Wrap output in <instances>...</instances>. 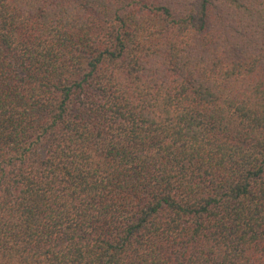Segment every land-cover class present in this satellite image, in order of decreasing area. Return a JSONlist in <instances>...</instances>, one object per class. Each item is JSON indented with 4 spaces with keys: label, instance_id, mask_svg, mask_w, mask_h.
<instances>
[{
    "label": "trees",
    "instance_id": "obj_1",
    "mask_svg": "<svg viewBox=\"0 0 264 264\" xmlns=\"http://www.w3.org/2000/svg\"><path fill=\"white\" fill-rule=\"evenodd\" d=\"M33 2L0 0V44L21 17L43 18V9L30 7ZM51 2L78 6L90 19L79 38L71 34L72 21L68 32L52 37L54 45L42 54L45 61L38 62L37 71L53 69L58 60V68L76 61L72 68L44 75L29 70L27 83L40 94L23 131L31 130L26 140L35 139L8 160L5 146L16 144L17 137L4 135L0 111V257L7 235L22 246L19 264H236L238 259L250 264L240 243L251 245L259 261L264 255V0ZM114 4L139 5L136 14L148 16L145 26L117 32L115 25L123 29L126 23L119 15L123 9L109 13ZM67 45H73L71 58L57 51ZM169 71L181 81L178 92L175 80L170 84L165 75ZM113 80L127 88L145 81L146 94L165 92L162 106L129 116L118 109L119 119L131 125L112 132L99 153L103 162L94 168L70 169L56 163L58 157L48 159L44 149L33 151L42 137L59 138L57 128L86 140L83 117L93 97L111 94ZM179 96L186 103L174 106ZM253 152L255 163L240 157L242 178L229 177L233 156ZM225 244L235 251L232 260L213 251Z\"/></svg>",
    "mask_w": 264,
    "mask_h": 264
},
{
    "label": "clouds",
    "instance_id": "obj_2",
    "mask_svg": "<svg viewBox=\"0 0 264 264\" xmlns=\"http://www.w3.org/2000/svg\"><path fill=\"white\" fill-rule=\"evenodd\" d=\"M30 7L33 10L37 8L43 9V18L25 20L21 17L14 30H5L4 36L7 42L0 44V111L4 113L2 121L3 133L5 136L11 134L17 137L16 144H6L4 149L5 160H8L9 157L19 156L20 149L27 147L28 143L35 139L34 136H31V139L26 140L25 136L30 135L31 130L23 131L27 128L29 117H31L30 106L34 100L39 98L40 94V89L33 90L27 83L26 77L29 70H31L33 75H44L45 71L58 70L63 72L64 68H72V64L76 63V61L73 60L72 64L58 68L61 63L58 60L57 66H54L53 69L37 71L40 63L45 61L42 54L54 45L52 37L56 36L57 33L63 35L68 32L72 28L69 22L72 21L75 23L76 28L72 29L71 34L79 38L87 32L86 27L83 31H79L81 25L84 24V21L90 19L86 13L80 12L78 6L61 5L52 3L51 0H34ZM68 7H73L76 11L71 14L66 13L64 9ZM93 7L96 6L93 5ZM137 7L139 5L136 4H114L110 7L109 13L116 8L123 9L119 15L125 20L126 27L121 29L119 25H115L117 32L129 30L136 32L145 26V21L148 19L147 13L137 15L135 11ZM77 12H79V16H77ZM65 25H68L67 29ZM53 29L56 31L53 32ZM109 31H111V28H109ZM144 34L140 33V35ZM129 40H131V37H129ZM137 42H139V37ZM72 46L67 45L65 48L57 49V51L61 52L63 57L71 58L74 55L71 51ZM130 46L134 48L135 44L133 43ZM133 55H139V53L137 52ZM125 58L130 59L132 56L129 55ZM83 65L84 62L81 61L80 66L83 67ZM64 75L69 77L72 73L65 72ZM165 75L169 77L170 84L171 81L175 80L176 83L172 87L178 92L181 83L180 79L170 71L166 72ZM110 86L112 87L111 94L101 99L93 97L94 102L83 117V121L87 122L88 125L86 140L77 139L71 132L60 133L59 128H57L56 132L59 138L54 136L51 140H48L47 137H42L41 141L34 145L33 151L39 154L40 150L44 149L48 159L58 157L56 163L63 164L70 169L75 170L88 166L94 168L96 164L103 162V158L99 153L102 151L103 145L111 140L112 132L118 127L127 128L131 125V121L125 123L124 120L119 119L118 109L125 116H129L133 112L139 113L142 108L154 112L157 106H162V102L165 99V92L163 91L159 97H156L154 92L151 95L146 94L150 89L143 80L131 88L125 87L122 82L116 80H113ZM177 102L181 105L186 103L183 96L173 100V105L175 106ZM47 122L44 121V123ZM97 132L100 133L99 137L96 135ZM9 148H15L16 151H9ZM241 156L244 157V161L255 163L254 152L247 154L237 153L233 156L234 163L230 165L232 171L228 173L229 177L242 178L241 173L245 170V165L244 161L240 159ZM249 156H252L251 160H249ZM260 156L264 157V151L260 152ZM24 159L27 160L28 157H24ZM15 167L19 169L21 162L16 161ZM23 167L27 168L28 165L24 164ZM21 247L20 244L13 243L6 235L3 242L4 256L0 257V264H19L22 255L18 249ZM240 248L244 251L245 259L250 258V264L251 261H257L251 245L240 243ZM213 251L216 252L219 259L227 256L228 260H232L235 255V251L230 244H225ZM236 264H244V260L238 259ZM257 264H264V255L259 258Z\"/></svg>",
    "mask_w": 264,
    "mask_h": 264
}]
</instances>
